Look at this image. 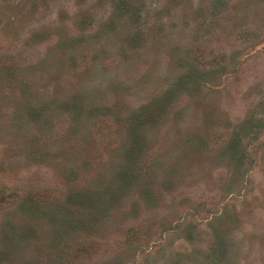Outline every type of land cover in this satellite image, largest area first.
<instances>
[{
    "label": "rangeland",
    "instance_id": "1",
    "mask_svg": "<svg viewBox=\"0 0 264 264\" xmlns=\"http://www.w3.org/2000/svg\"><path fill=\"white\" fill-rule=\"evenodd\" d=\"M0 264H264V0H0Z\"/></svg>",
    "mask_w": 264,
    "mask_h": 264
}]
</instances>
